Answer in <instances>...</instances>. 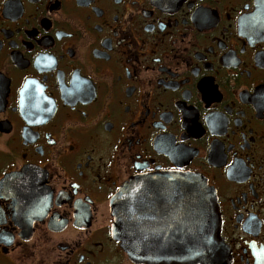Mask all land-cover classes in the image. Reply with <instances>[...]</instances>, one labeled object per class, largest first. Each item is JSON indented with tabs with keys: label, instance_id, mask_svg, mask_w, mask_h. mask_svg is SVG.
I'll use <instances>...</instances> for the list:
<instances>
[{
	"label": "flooded vegetation",
	"instance_id": "af4514ba",
	"mask_svg": "<svg viewBox=\"0 0 264 264\" xmlns=\"http://www.w3.org/2000/svg\"><path fill=\"white\" fill-rule=\"evenodd\" d=\"M162 173L264 264V0H0V264H136L111 205Z\"/></svg>",
	"mask_w": 264,
	"mask_h": 264
},
{
	"label": "water",
	"instance_id": "95a60500",
	"mask_svg": "<svg viewBox=\"0 0 264 264\" xmlns=\"http://www.w3.org/2000/svg\"><path fill=\"white\" fill-rule=\"evenodd\" d=\"M216 203L199 177H135L111 205L112 234L136 264H223Z\"/></svg>",
	"mask_w": 264,
	"mask_h": 264
}]
</instances>
